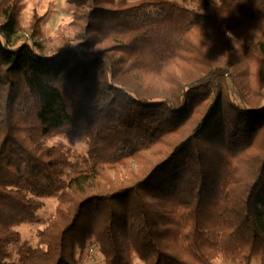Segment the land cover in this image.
I'll use <instances>...</instances> for the list:
<instances>
[{
	"label": "trees",
	"instance_id": "trees-1",
	"mask_svg": "<svg viewBox=\"0 0 264 264\" xmlns=\"http://www.w3.org/2000/svg\"><path fill=\"white\" fill-rule=\"evenodd\" d=\"M67 1L52 46L1 9L0 264H264V0Z\"/></svg>",
	"mask_w": 264,
	"mask_h": 264
},
{
	"label": "rangeland",
	"instance_id": "rangeland-1",
	"mask_svg": "<svg viewBox=\"0 0 264 264\" xmlns=\"http://www.w3.org/2000/svg\"><path fill=\"white\" fill-rule=\"evenodd\" d=\"M10 1L11 0H0V15L3 5ZM178 1L183 3V0ZM19 4V19L23 27L28 28L31 26L34 13L42 16V20L38 27V33L34 38L47 46L58 45L62 43L63 38L70 37L74 34L76 27L72 25L73 6L69 4L67 0H20ZM187 4L190 7H198L196 1L193 0H188ZM236 99L240 101L239 97ZM60 142L70 146L75 156L86 154L88 149L84 141L64 135H57L47 139L49 145H55ZM44 201L45 206L40 211V217L43 220L42 223L23 224L17 227L23 239L33 245H36L38 242V229L43 228L47 221L54 215L57 197L46 198ZM85 255L79 259V264H88V259ZM98 258L100 261V257ZM135 262L136 264H142L139 259H136ZM252 264H261V261L259 259H254Z\"/></svg>",
	"mask_w": 264,
	"mask_h": 264
},
{
	"label": "built area",
	"instance_id": "built-area-1",
	"mask_svg": "<svg viewBox=\"0 0 264 264\" xmlns=\"http://www.w3.org/2000/svg\"><path fill=\"white\" fill-rule=\"evenodd\" d=\"M86 256L88 259V264H100L99 258L96 254V247L93 244L89 245L87 248Z\"/></svg>",
	"mask_w": 264,
	"mask_h": 264
},
{
	"label": "clouds",
	"instance_id": "clouds-1",
	"mask_svg": "<svg viewBox=\"0 0 264 264\" xmlns=\"http://www.w3.org/2000/svg\"><path fill=\"white\" fill-rule=\"evenodd\" d=\"M213 264H223V260H222V258H217V259L213 262Z\"/></svg>",
	"mask_w": 264,
	"mask_h": 264
}]
</instances>
